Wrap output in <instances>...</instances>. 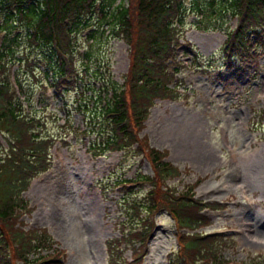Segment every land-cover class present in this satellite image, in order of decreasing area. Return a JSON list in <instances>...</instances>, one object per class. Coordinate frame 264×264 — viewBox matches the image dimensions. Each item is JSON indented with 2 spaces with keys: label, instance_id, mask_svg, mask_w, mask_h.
<instances>
[{
  "label": "trees",
  "instance_id": "trees-1",
  "mask_svg": "<svg viewBox=\"0 0 264 264\" xmlns=\"http://www.w3.org/2000/svg\"><path fill=\"white\" fill-rule=\"evenodd\" d=\"M188 16L193 19L188 26L225 34L220 52L231 61L241 58L252 43L251 35L259 40L264 34V0H0V136L6 144L0 145V246L17 259L15 264H49L41 259H53L57 249L38 254L54 249L50 236L43 229L25 231L17 225L20 210H26L20 192L31 176L46 167L50 142L40 133L35 114L10 95L7 70L14 64L30 82H39L42 74L52 78L56 87L74 83L72 104L84 128H72L77 134L92 135L88 145L92 156L123 151L124 157L135 153L149 164L150 175L116 179V183L148 187L145 192L137 187L122 194L121 233L117 243H106L109 264L124 262L120 244L131 247L133 259H140L153 229L150 215L160 209L172 215L178 231L208 223L199 211L217 205L194 198V182L182 185L180 191L166 184L180 171L165 159V150L137 136L155 98L179 95L177 84H168L179 66L175 47ZM227 16L236 19L235 27L222 24ZM109 38L127 46L129 65L122 82L112 78L108 58L96 51ZM28 94L25 89V97ZM177 237L180 248L171 264L230 263L218 254L211 236L180 231ZM0 256V264H14L11 257ZM248 262L261 264L250 258Z\"/></svg>",
  "mask_w": 264,
  "mask_h": 264
},
{
  "label": "rangeland",
  "instance_id": "rangeland-1",
  "mask_svg": "<svg viewBox=\"0 0 264 264\" xmlns=\"http://www.w3.org/2000/svg\"><path fill=\"white\" fill-rule=\"evenodd\" d=\"M188 20L191 18L186 20L184 38L198 56L189 50L185 55L179 54L185 66L176 73L182 79L179 90L184 88L187 97L177 101L154 100L137 136L146 137L149 146L165 150L166 159L180 169L177 178L166 180V184L175 185L180 191L182 185L194 182V198L226 199L223 210L205 212L211 224L204 230L223 231L232 238L219 247L218 254L229 264H247L249 258L264 264V53L257 58V67L252 66L255 72L251 78L247 63L230 70L219 66L220 70H216L221 64L218 49L224 34L188 28ZM222 24L233 27L235 19L227 16ZM96 51L108 58L112 78L122 82L129 65L126 44L109 38ZM208 64L215 67L208 68L209 73L196 69L202 65L207 68ZM38 93L34 88V107H38ZM49 94L47 89L43 95L47 97V109L55 111L58 118L51 120L48 116L45 125L60 136L61 100ZM66 120L68 124L62 125L70 130L65 137L68 142L65 146L54 144L49 150L50 169L35 177L20 193L31 210H20L17 225L25 231L47 228L54 248L47 252L66 249L63 264H106L103 240L118 235L116 227L123 219L120 191L113 185L114 178L128 179L137 173L150 175L151 170L143 156L138 164L139 155L135 153L123 163L118 161L119 152L91 157L85 148L87 136L72 128L82 129L78 114L72 109ZM181 125H190V129L184 131ZM190 135L207 148L208 159L199 161V157L192 158L185 152ZM0 143L4 145L2 140ZM140 185V191L145 192V185ZM171 217L165 209L150 215L156 227L148 237L147 253L141 264H167V253L178 247ZM240 223L248 231H240ZM45 252L40 250L38 254L44 256ZM8 253L0 246V255L12 258ZM128 253L124 252L127 258ZM12 259L15 264L17 259Z\"/></svg>",
  "mask_w": 264,
  "mask_h": 264
},
{
  "label": "bare ground",
  "instance_id": "bare-ground-1",
  "mask_svg": "<svg viewBox=\"0 0 264 264\" xmlns=\"http://www.w3.org/2000/svg\"><path fill=\"white\" fill-rule=\"evenodd\" d=\"M183 130L184 131H187L190 129V125H187V126H183ZM185 128V129H184ZM182 130V131H183ZM192 134V133H190ZM191 136V135H190ZM196 140V139H195ZM194 140V137L191 136V142H187V146H188V150H185V152L190 155L192 158H198L199 157V161H201L202 159H208L210 157V153L209 151L207 150V148L205 146H203L201 143H197V140L195 141ZM241 224V230L242 231H248V228L245 227V224L244 223H240Z\"/></svg>",
  "mask_w": 264,
  "mask_h": 264
}]
</instances>
